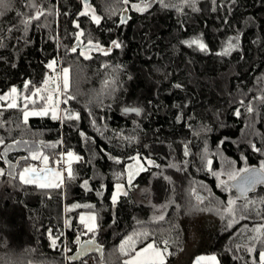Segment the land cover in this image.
<instances>
[{
  "label": "trees",
  "instance_id": "16d2710c",
  "mask_svg": "<svg viewBox=\"0 0 264 264\" xmlns=\"http://www.w3.org/2000/svg\"><path fill=\"white\" fill-rule=\"evenodd\" d=\"M166 2L167 8L152 3L147 11H135L131 5L141 0H129L128 5L123 0H92L91 11L101 17L97 25L90 19L92 13L78 17L84 10L81 0H39L40 9L56 15L41 17L25 31L22 22L38 14L31 7L35 0H0V91L11 86L22 89L26 80L41 85L46 74L51 75L46 65L57 58L58 69L70 68V90L76 96L67 107L81 116L63 124L31 117L28 126L17 127L19 113L9 110L0 136L9 144L21 139L63 140L56 151L72 150L85 161L74 164L78 179L63 192L21 186L7 174L0 176V264H67L60 249L67 245L72 249L68 255L75 253L78 217L91 211L99 213L96 241L103 248V260L93 252L86 257L88 264H122L119 245L141 226L157 241L175 242L170 264H192L203 255H215L219 264H250L253 257L258 259V244L252 256L236 245L244 242L239 236L243 225L252 227L261 221L241 220L226 227L223 210L217 206L226 204L235 192L218 187L217 178L202 168L200 154L206 146L214 171L230 164L236 169L254 167L264 161V151L251 147L264 149V0H196L197 11L182 0ZM125 14L130 19L117 27ZM74 21L94 42L111 47V41L118 40L123 46L107 56L92 52V59L79 56V51L66 52L79 31ZM235 37L239 47L230 55H217L229 40L236 43ZM193 38L202 40L208 51L182 43ZM125 107L142 112L127 115ZM92 119L97 121L95 128ZM81 131L94 143H85ZM185 144L192 156H184ZM137 152L160 167L139 173L128 187L126 176L117 181L115 173L125 172L126 165L133 163L129 157ZM24 155L22 149L16 150L9 159L15 163ZM109 155L123 163H115ZM0 167L9 171L2 161ZM84 179H89L92 191L81 187ZM117 182L125 184L128 194H121L113 206ZM97 191L103 195L97 196ZM195 191L209 195L200 203ZM254 195L264 197V187ZM73 204L95 205V209L80 207L67 213L66 207ZM197 206L206 210L197 211ZM68 217L71 228L64 224ZM49 229L53 236L63 233L60 249L51 247Z\"/></svg>",
  "mask_w": 264,
  "mask_h": 264
},
{
  "label": "snow or ice",
  "instance_id": "6c2138e0",
  "mask_svg": "<svg viewBox=\"0 0 264 264\" xmlns=\"http://www.w3.org/2000/svg\"><path fill=\"white\" fill-rule=\"evenodd\" d=\"M215 2V0H213ZM39 0H35V3L31 7L35 8L37 13L34 16H30L24 20V30L27 31L28 27L34 21H40L41 17L47 15H56L54 11L44 12L43 9L38 7ZM125 5L129 4V0H123ZM152 3H160L163 7H169L166 0H141V3L132 4L131 8L135 11H147ZM182 3L191 7L193 11L198 9L195 7L196 0H182ZM83 11L78 14L79 16H89L90 4L89 0H82ZM125 13L127 9L124 10ZM2 15V13H0ZM90 19L93 23L99 25L101 17L92 13ZM130 17L128 15H121L117 27L126 24ZM37 27H49L48 24H36ZM74 27L79 29L75 35L76 43L71 48L66 49V52L77 53V49L80 51L79 56L84 59H92L91 53L98 52L105 56L109 55L114 48H121L122 42L118 40L111 41V47L102 46L99 41L93 40L91 34H85L83 29H80L79 23L74 21ZM80 37H85L87 43L81 41ZM58 39V37H57ZM237 42L233 43L229 40L227 46L217 55H230L233 50L239 47V37L234 38ZM188 47L195 46L200 52H207L208 48L205 43L199 38H193L188 41H182ZM2 46V45H0ZM59 59L54 58L49 62L46 67L50 70L51 75L46 74V78L41 85L37 86L30 80H26L23 84V88L17 86H11L7 92L0 91V127H3L8 121L3 120L4 113L9 110H14L19 113L17 127L28 126L30 117H47L50 116L53 120H59L62 124L65 122H74L81 119L80 113L67 107L70 101L76 99V96L70 90V68L60 67L57 68ZM109 81H105V85L108 86ZM175 87L179 88L180 85ZM114 90V89H113ZM264 102V98H261ZM241 104L244 101H240ZM61 105L66 107L61 108ZM249 113L253 112V108L249 106L247 108ZM125 113H135L140 115L142 109L138 107H125ZM91 116V113H89ZM235 115L239 117L241 112L236 110ZM92 126L97 127V121L92 119ZM97 131H100L97 128ZM80 136L87 144L94 143L91 137H88L83 131L80 132ZM224 141H221L222 145ZM0 146H3V150L0 151V161L3 164L8 165L9 171L5 173L3 167H0V176L11 177L13 180L18 181L21 186H34L41 190L48 192L52 190H59L63 192L65 188L75 182L78 179L77 169L74 164L84 163V158L72 150L56 151L63 146V140L55 143H46L44 141H29V140H14L12 143H6L5 138L0 136ZM253 151L262 152L264 149L257 148L255 144L251 145ZM23 150L27 152V155L20 156L19 159L13 163L9 159V154L16 150ZM45 149H52L53 152L46 153ZM188 144L184 146V156H192ZM109 159L115 163H123L119 158L109 155ZM143 159V162H142ZM202 168L211 173L212 176L219 180L218 187H221L225 192L232 193L235 190L234 195H230L226 204L218 205L217 210L221 208L223 210V218L226 219V227L232 228L234 225L239 224L241 220L259 219L261 223L253 224L249 227L247 224L243 225L239 236L244 241L236 245L237 250L243 249L245 252L252 256L254 252H257L256 245H259L258 259L253 257L250 264H264V197H258L256 193L257 185H264V161L260 162L258 168L242 167L236 169L231 164L221 170H213V159L209 158L207 147L205 146L204 152L200 154ZM133 163L126 165L125 172L115 173L117 181H120L126 176V184L128 187L133 186V179L139 173L148 171L151 167L159 168L160 165L156 164L154 160L149 157H141V154L137 152L135 156L129 157ZM36 162V163H33ZM185 164L188 161L184 162ZM234 163V162H232ZM147 165V166H146ZM169 167H177L175 164H170ZM15 170V171H14ZM177 170H180L179 168ZM226 176L227 179H221ZM167 179V177H165ZM81 187L86 191H92L89 186V179L82 181ZM104 185H101V189ZM114 192L111 196V203L116 205L118 198L121 194L127 196L128 192L124 183L117 182L114 185ZM253 194V195H250ZM97 196H102L103 191H97ZM200 203L204 202V198L198 196ZM243 200L242 203L238 201ZM84 207L95 209V205H80L73 204L66 207L67 213L73 212L75 209ZM197 211H204L206 209H200L197 206ZM158 219L163 220V215H160ZM65 227H72V219L68 217L64 221ZM78 224L82 226L81 229H77V234L73 243L77 246L74 254L68 255L72 252L71 248L64 245L60 249V237L62 232H58L53 236L52 230H48L49 240L51 247L56 250L60 249L65 253V260L67 264H88L86 257H89L93 252L99 253L101 262L103 260V248L97 243L96 235L101 230L99 223V213L91 211L87 214L81 213L78 217ZM82 237H88V239H82ZM153 234L147 230L141 229L134 231L132 235L127 236L119 245L118 251L124 259L122 264H170L169 257L175 255V251H170V247L175 243L168 239L157 241L152 238ZM149 241L143 244L144 241ZM163 244V247L160 244ZM138 244H143L142 247L137 248ZM182 251V250H181ZM237 259H241L237 257ZM195 264H218L217 257L212 256H198L196 257Z\"/></svg>",
  "mask_w": 264,
  "mask_h": 264
},
{
  "label": "rangeland",
  "instance_id": "374dc122",
  "mask_svg": "<svg viewBox=\"0 0 264 264\" xmlns=\"http://www.w3.org/2000/svg\"><path fill=\"white\" fill-rule=\"evenodd\" d=\"M89 13H93L92 11H91V9H89ZM47 117H49L50 118V116H47ZM31 118V117H30ZM46 143H49V142H46ZM45 150H52V149H45ZM63 151H65V150H62L61 152H63ZM26 152V151H25ZM26 154H27V152H26ZM136 177V176H135ZM134 177V178H135ZM221 179H227V177L226 176H223V177H221ZM217 183H219V180H218V182ZM195 193L196 194H200V197H203V198H206L209 194V192L208 191H206L205 193H202V192H199V191H195ZM260 197H262V196H260ZM239 203H242L243 201H238ZM84 214H87V213H84Z\"/></svg>",
  "mask_w": 264,
  "mask_h": 264
},
{
  "label": "water",
  "instance_id": "95a60500",
  "mask_svg": "<svg viewBox=\"0 0 264 264\" xmlns=\"http://www.w3.org/2000/svg\"><path fill=\"white\" fill-rule=\"evenodd\" d=\"M82 1V0H81ZM91 1L92 0H89V4L91 3ZM80 39H81V41H83V39L80 37ZM84 42V41H83ZM75 43H76V40H75V42L73 43V45L72 46H74L75 45ZM71 46V47H72ZM77 51H80V49L78 48L77 49ZM123 112H124V110H123ZM125 113V112H124ZM126 114H132V115H136L135 113H126ZM137 116H139V115H137ZM259 166H254V167H250V168H258ZM264 187V185H257V188H256V193L261 189V188H263ZM234 192H235V190H233ZM250 195H253V194H250Z\"/></svg>",
  "mask_w": 264,
  "mask_h": 264
},
{
  "label": "crops",
  "instance_id": "0c3cea01",
  "mask_svg": "<svg viewBox=\"0 0 264 264\" xmlns=\"http://www.w3.org/2000/svg\"><path fill=\"white\" fill-rule=\"evenodd\" d=\"M203 256H212V255H203ZM196 260V259H195ZM195 260H194V262L192 263V264H195ZM218 261V260H217ZM218 264H219V262H218Z\"/></svg>",
  "mask_w": 264,
  "mask_h": 264
},
{
  "label": "built area",
  "instance_id": "2783aa9c",
  "mask_svg": "<svg viewBox=\"0 0 264 264\" xmlns=\"http://www.w3.org/2000/svg\"><path fill=\"white\" fill-rule=\"evenodd\" d=\"M78 228L82 230V226H79Z\"/></svg>",
  "mask_w": 264,
  "mask_h": 264
},
{
  "label": "bare ground",
  "instance_id": "6f19581e",
  "mask_svg": "<svg viewBox=\"0 0 264 264\" xmlns=\"http://www.w3.org/2000/svg\"><path fill=\"white\" fill-rule=\"evenodd\" d=\"M124 113V112H123ZM124 114H126V113H124ZM127 115H132V114H127Z\"/></svg>",
  "mask_w": 264,
  "mask_h": 264
}]
</instances>
